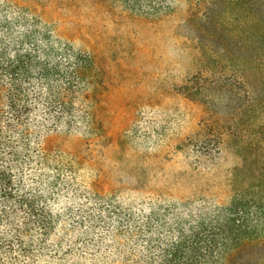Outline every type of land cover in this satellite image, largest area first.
Wrapping results in <instances>:
<instances>
[{
    "label": "rangeland",
    "instance_id": "374dc122",
    "mask_svg": "<svg viewBox=\"0 0 264 264\" xmlns=\"http://www.w3.org/2000/svg\"><path fill=\"white\" fill-rule=\"evenodd\" d=\"M195 1L193 16H202L204 0ZM10 2L91 55L96 76L82 101L88 118L71 130L41 133L29 153L20 150L23 164L12 170L19 194L37 195L55 224L43 248L35 231L34 254L0 264H125L104 224L95 228L83 216L96 207L230 199L242 156L226 145L212 155L195 146L208 106L184 88L200 70L190 44L197 34L188 28L192 0H168L172 8L161 14H144L128 0Z\"/></svg>",
    "mask_w": 264,
    "mask_h": 264
},
{
    "label": "trees",
    "instance_id": "16d2710c",
    "mask_svg": "<svg viewBox=\"0 0 264 264\" xmlns=\"http://www.w3.org/2000/svg\"><path fill=\"white\" fill-rule=\"evenodd\" d=\"M128 2L144 14L172 8L168 0ZM203 2V15L193 16L200 6L192 0L188 25L197 34L190 44L200 70L184 86L208 106L195 146L208 155L229 146L243 163L232 173L227 202L140 210L114 205L83 216L95 228L104 224L110 248L125 264H264V0ZM94 70L91 55L0 0V263L34 254L35 231L39 248L51 235L53 215L37 195L19 194L12 170L23 164L20 150L29 153L41 133L71 130L89 117L82 101L89 99Z\"/></svg>",
    "mask_w": 264,
    "mask_h": 264
}]
</instances>
